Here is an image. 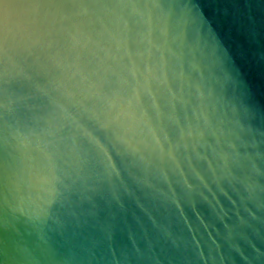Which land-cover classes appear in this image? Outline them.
I'll return each mask as SVG.
<instances>
[{"label": "water", "instance_id": "1", "mask_svg": "<svg viewBox=\"0 0 264 264\" xmlns=\"http://www.w3.org/2000/svg\"><path fill=\"white\" fill-rule=\"evenodd\" d=\"M0 264H264V0H0Z\"/></svg>", "mask_w": 264, "mask_h": 264}]
</instances>
